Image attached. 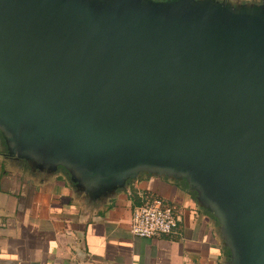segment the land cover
I'll list each match as a JSON object with an SVG mask.
<instances>
[{
	"label": "water",
	"instance_id": "1",
	"mask_svg": "<svg viewBox=\"0 0 264 264\" xmlns=\"http://www.w3.org/2000/svg\"><path fill=\"white\" fill-rule=\"evenodd\" d=\"M0 134L90 201L185 179L264 264V2L0 0Z\"/></svg>",
	"mask_w": 264,
	"mask_h": 264
},
{
	"label": "crops",
	"instance_id": "2",
	"mask_svg": "<svg viewBox=\"0 0 264 264\" xmlns=\"http://www.w3.org/2000/svg\"><path fill=\"white\" fill-rule=\"evenodd\" d=\"M154 198L173 207L177 230L134 235V208ZM229 253L218 219L185 179L143 172L90 201L65 168L48 173L8 155L0 134V264H228Z\"/></svg>",
	"mask_w": 264,
	"mask_h": 264
},
{
	"label": "built area",
	"instance_id": "3",
	"mask_svg": "<svg viewBox=\"0 0 264 264\" xmlns=\"http://www.w3.org/2000/svg\"><path fill=\"white\" fill-rule=\"evenodd\" d=\"M178 224L179 217L173 207L154 198L134 208L130 231L143 237L170 235L177 230Z\"/></svg>",
	"mask_w": 264,
	"mask_h": 264
}]
</instances>
